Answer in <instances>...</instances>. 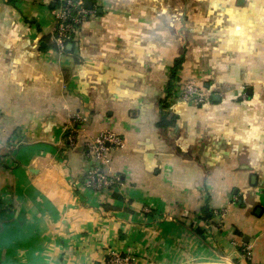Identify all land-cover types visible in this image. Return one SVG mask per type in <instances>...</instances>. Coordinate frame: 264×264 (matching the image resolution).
<instances>
[{"label": "crops", "instance_id": "obj_1", "mask_svg": "<svg viewBox=\"0 0 264 264\" xmlns=\"http://www.w3.org/2000/svg\"><path fill=\"white\" fill-rule=\"evenodd\" d=\"M90 1L59 54L49 0H0V264H264V0ZM103 132L120 198L82 186Z\"/></svg>", "mask_w": 264, "mask_h": 264}, {"label": "built area", "instance_id": "obj_2", "mask_svg": "<svg viewBox=\"0 0 264 264\" xmlns=\"http://www.w3.org/2000/svg\"><path fill=\"white\" fill-rule=\"evenodd\" d=\"M54 15L53 42L59 54L65 53L68 42L77 36L78 29L94 12L86 8V0H49ZM177 97L188 104L202 106L209 101V96L192 84L179 88ZM85 120L75 115L70 121L67 142L74 144L82 131ZM123 140L112 132L100 133L97 137L85 142V157L94 166L84 175L83 187L95 193L106 192L122 186L119 176L106 171L110 163V152L123 148ZM106 264H137L133 256H122L110 252Z\"/></svg>", "mask_w": 264, "mask_h": 264}, {"label": "trees", "instance_id": "obj_3", "mask_svg": "<svg viewBox=\"0 0 264 264\" xmlns=\"http://www.w3.org/2000/svg\"><path fill=\"white\" fill-rule=\"evenodd\" d=\"M80 29V28H79ZM72 42H68L67 45H71ZM39 50L42 52L48 51V50H57V47L55 45V43L53 42V39H51V37H45L40 41V45H39ZM67 48V46H66ZM65 48V53L67 52V49ZM183 63V58L177 59L174 63V66L172 68V72H171V76H170V83L168 84V89H167V97H176L177 96V92L179 91V88L181 86H184L186 84H178V79H177V74L179 72V70L181 69ZM198 88V87H197ZM199 90L204 91L202 89L199 88ZM166 100V99H165ZM165 100H163L161 102V108H165ZM172 124V121H167L165 118H162L159 123L157 124V126L161 129H164L168 126H170ZM84 182V178L82 181V185ZM120 187H115L109 191L106 192H113L112 193V197L113 198H120L119 195H117L114 191H116V189H118ZM101 193V192H100ZM201 213L204 215V220L205 221H210L213 218L212 212L209 209V207L206 205L201 209Z\"/></svg>", "mask_w": 264, "mask_h": 264}, {"label": "water", "instance_id": "obj_4", "mask_svg": "<svg viewBox=\"0 0 264 264\" xmlns=\"http://www.w3.org/2000/svg\"><path fill=\"white\" fill-rule=\"evenodd\" d=\"M85 6H86L87 9L91 10L92 7H93V2L90 1V0H87ZM67 49L69 50L70 49V46L67 47Z\"/></svg>", "mask_w": 264, "mask_h": 264}, {"label": "rangeland", "instance_id": "obj_5", "mask_svg": "<svg viewBox=\"0 0 264 264\" xmlns=\"http://www.w3.org/2000/svg\"><path fill=\"white\" fill-rule=\"evenodd\" d=\"M192 264V263H191Z\"/></svg>", "mask_w": 264, "mask_h": 264}]
</instances>
